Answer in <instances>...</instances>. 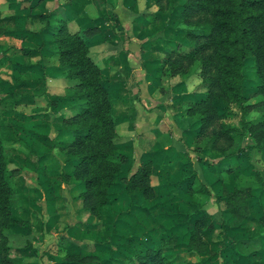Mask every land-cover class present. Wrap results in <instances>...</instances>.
I'll list each match as a JSON object with an SVG mask.
<instances>
[{"label":"crops","instance_id":"0c3cea01","mask_svg":"<svg viewBox=\"0 0 264 264\" xmlns=\"http://www.w3.org/2000/svg\"><path fill=\"white\" fill-rule=\"evenodd\" d=\"M171 12L156 0H0V18L29 33L0 35V124L19 182L1 232L13 264H127L134 250L162 237L189 264H264V195L247 199L250 220L240 221L224 196L238 183L264 186V145L248 149L245 138L246 145L236 140L222 152L203 146L199 122L184 112L202 96L200 78L171 72L166 61L186 43ZM57 20L69 32L88 31L87 53L118 113L111 115L113 143L126 162L95 215L82 207L74 159L61 149L70 140L62 118L72 109L64 96L69 80L49 41ZM213 105L223 111L218 100ZM144 163L153 195L126 193L122 180ZM31 194L43 206L34 214ZM194 230L206 250L187 246Z\"/></svg>","mask_w":264,"mask_h":264},{"label":"trees","instance_id":"16d2710c","mask_svg":"<svg viewBox=\"0 0 264 264\" xmlns=\"http://www.w3.org/2000/svg\"><path fill=\"white\" fill-rule=\"evenodd\" d=\"M156 1L160 9L172 5L171 18L176 21L178 34L186 41L177 44L166 57L169 70L183 77L196 72L200 78L198 87L202 89V96L191 102L184 112L199 122L198 132L205 138L203 146L222 152L236 140L245 138L250 141L245 146L248 149L264 145V0H179L177 4V0ZM1 34L25 38L29 33L10 26L8 18H0ZM48 35L57 65L65 70L69 80L64 96L72 112L62 118L61 127L68 132L70 140L63 143L61 149L74 159L73 175L84 188L82 207L95 215L98 206L109 202L107 190L122 172L126 158L116 151L113 143L116 132L111 102L99 69L87 53L88 31L69 32L64 21L57 20ZM246 60L256 79L254 103H248V98L241 94ZM214 100L221 103L222 112H217ZM236 109L240 114L236 123L222 121L237 115ZM249 111L258 114L246 119ZM8 133L0 124V264L16 261L7 255V247L1 239V232L10 222L9 210L15 199L10 182L14 169L8 167L4 150V142L10 137ZM149 173L150 164H140L122 180L124 191L151 197ZM252 195H264V186L251 190L238 183L224 195L229 214L238 221L250 220L246 207ZM259 222L264 224V215ZM167 230L169 232L171 227ZM196 234V230L190 233L187 246L206 250L207 246L199 242ZM164 238L160 244L134 250L125 263L189 264L178 260L171 252V242Z\"/></svg>","mask_w":264,"mask_h":264},{"label":"rangeland","instance_id":"374dc122","mask_svg":"<svg viewBox=\"0 0 264 264\" xmlns=\"http://www.w3.org/2000/svg\"><path fill=\"white\" fill-rule=\"evenodd\" d=\"M177 1H179V0H177ZM203 17L206 18V16H203ZM244 65L245 66L243 68L242 80H241V94L248 98V103H254L256 100H255V97H253L254 95L252 96V94H253V84L256 82L255 75H254V72L252 71V69H248V66L250 65L249 60H246ZM191 68L194 69L195 67L193 66ZM103 81L106 83L105 80H103ZM237 110L238 109H236V111ZM111 112H112L111 115H113V116H117L118 115V113L115 112L114 110L112 111V109H111ZM257 114H258V112L249 111L248 114L246 115V119H252L255 116H257ZM239 115H240L239 111H237V115H235L234 117H230L228 119H229V121H231V123H236L238 121ZM119 116H122V112L119 114ZM241 143H243L242 145H246L245 143H247V142H246L245 139H243L241 141ZM4 146H5V148H4L5 155H6V157L9 160L8 167L13 169V164H14L13 156L11 155V150H8V142L7 141L4 142ZM116 151L118 152V148L116 149ZM51 153L54 154V155H57L58 154V150L57 149H53ZM57 157L58 156H56V158ZM255 157H257L258 167H263V161L261 162V160H260V159H262V156H260L258 153L256 154V152H255ZM58 171H60V170H58ZM62 171H65V170L63 169ZM10 182H11V185L13 186V189L14 188L16 189V185L19 183L18 182V176L13 174L11 179H10ZM15 196H16V194H14V197ZM15 201L16 200L14 199V203H15ZM39 201H40V199L37 197L36 194H31L29 203L34 208L31 211L33 214L36 213L37 211L39 212L40 208H43L42 205L39 206V203H38ZM14 206L15 205H11L12 208H14ZM15 209H17V207ZM47 210H48L47 213L50 215L49 222H52L53 221L52 217H53V214H54L53 212L54 211L51 210V207H50L49 203H47ZM21 211H25L26 212L24 207H21L19 209V212H21Z\"/></svg>","mask_w":264,"mask_h":264}]
</instances>
